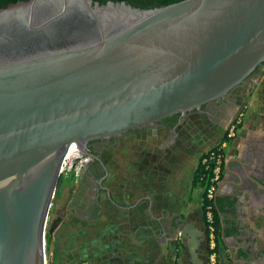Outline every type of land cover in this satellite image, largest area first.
Listing matches in <instances>:
<instances>
[{
    "label": "water",
    "instance_id": "95a60500",
    "mask_svg": "<svg viewBox=\"0 0 264 264\" xmlns=\"http://www.w3.org/2000/svg\"><path fill=\"white\" fill-rule=\"evenodd\" d=\"M261 67L264 0L1 9L0 264H47L48 219L72 145L88 157L91 142L202 114Z\"/></svg>",
    "mask_w": 264,
    "mask_h": 264
},
{
    "label": "crops",
    "instance_id": "0c3cea01",
    "mask_svg": "<svg viewBox=\"0 0 264 264\" xmlns=\"http://www.w3.org/2000/svg\"><path fill=\"white\" fill-rule=\"evenodd\" d=\"M260 84L264 67L254 86ZM247 96L250 111L228 143L231 122L221 127L201 115L184 117L176 133L153 128L121 137L117 149L103 155L108 174L100 212L75 214L71 202L68 210L65 204L56 210L48 233L54 264H208L197 175L204 153L221 146L220 264H264V166L245 160L264 154V95L259 106L256 96Z\"/></svg>",
    "mask_w": 264,
    "mask_h": 264
},
{
    "label": "flooded vegetation",
    "instance_id": "af4514ba",
    "mask_svg": "<svg viewBox=\"0 0 264 264\" xmlns=\"http://www.w3.org/2000/svg\"><path fill=\"white\" fill-rule=\"evenodd\" d=\"M262 68L258 69L248 80L230 92L226 97L203 107L202 114L194 112L188 115H201L218 126L225 127L238 112L240 99L247 96V92H251L255 81L259 79ZM183 120L184 118L181 115L174 116L159 123L154 129L163 128L176 133L182 126ZM237 135L238 133L233 140ZM120 139L99 140L88 144L87 153L90 156H86L87 160L83 164L82 171L76 176V180L74 181L76 184L71 186L69 191L71 199L69 209L75 214L84 215L89 211L100 212V199L103 193L101 184L106 180L108 174L103 155L108 152H114L118 147ZM245 160L246 165L258 161L259 163L262 162L264 166L263 153H259L257 156L255 153L247 154ZM91 197L94 198L93 201H91Z\"/></svg>",
    "mask_w": 264,
    "mask_h": 264
},
{
    "label": "built area",
    "instance_id": "2783aa9c",
    "mask_svg": "<svg viewBox=\"0 0 264 264\" xmlns=\"http://www.w3.org/2000/svg\"><path fill=\"white\" fill-rule=\"evenodd\" d=\"M244 114H241L236 121H234L231 127L228 129L226 140H232L238 133L244 122ZM223 146L215 147L204 153L200 163L201 175L200 182L202 183L204 190V209L207 226V238H208V264H220L219 261V230L216 224L215 216V201L218 190V185L221 181L223 164H224V152ZM86 157L80 155L74 159L64 160L61 167V177L67 176L69 173H75L76 176L80 174L83 168Z\"/></svg>",
    "mask_w": 264,
    "mask_h": 264
},
{
    "label": "rangeland",
    "instance_id": "374dc122",
    "mask_svg": "<svg viewBox=\"0 0 264 264\" xmlns=\"http://www.w3.org/2000/svg\"><path fill=\"white\" fill-rule=\"evenodd\" d=\"M264 85V84H262ZM261 84L260 85H256L252 88L251 90V93H248L247 94H253L254 97L257 99L256 102L258 103V106L260 105V103L262 102L261 99H262V95H264V86H262ZM243 94H245L243 92ZM249 97L248 96H244L240 99V102H239V110L238 112L235 114V116L232 118V121H231V124L229 126V128L231 127L232 123L234 121L237 120V118L241 115V114H248V112L250 111V107H249ZM260 111H261V107H259ZM264 111V109H262ZM245 119V117H244ZM243 119V120H244ZM244 123V122H243ZM228 128V129H229ZM228 132V130H227ZM227 133L225 134V137H226ZM226 138L223 139V141L225 142ZM222 145V144H221ZM76 180V175L75 173H69L67 176H62L61 179H60V183L58 185V188L56 190V194H55V198L53 200V206L51 208V211H50V215H49V219H48V225H47V235L49 233V229L51 228V223L52 221L54 220V216H55V212L56 210L58 209V207L61 206V204H65V209L67 210L68 209V203L70 202V188L71 186L75 185L76 182H74ZM64 200H66V202H63ZM68 200V202H67ZM63 202V203H62ZM46 261H47V264H54V261H53V255H52V250H51V246H50V249L48 250V242H47V236H46Z\"/></svg>",
    "mask_w": 264,
    "mask_h": 264
},
{
    "label": "trees",
    "instance_id": "16d2710c",
    "mask_svg": "<svg viewBox=\"0 0 264 264\" xmlns=\"http://www.w3.org/2000/svg\"><path fill=\"white\" fill-rule=\"evenodd\" d=\"M28 0H0V10L8 7L9 5L16 4L18 2H24ZM94 2H98L102 5L107 4L108 2L120 3L125 2L132 7L140 8V9H155L160 7H165L171 4H175L184 0H93ZM201 169L199 168L197 180L200 179ZM214 211L216 209L214 208ZM49 241L47 235V242Z\"/></svg>",
    "mask_w": 264,
    "mask_h": 264
},
{
    "label": "bare ground",
    "instance_id": "6f19581e",
    "mask_svg": "<svg viewBox=\"0 0 264 264\" xmlns=\"http://www.w3.org/2000/svg\"><path fill=\"white\" fill-rule=\"evenodd\" d=\"M80 149L78 148V146H76L75 144L72 145L70 148H69V151L67 153V156H66V160L68 159H74V158H77L81 155L80 153Z\"/></svg>",
    "mask_w": 264,
    "mask_h": 264
}]
</instances>
